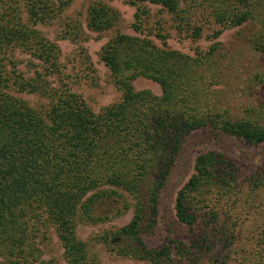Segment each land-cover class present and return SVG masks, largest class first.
<instances>
[{"label":"trees","instance_id":"1","mask_svg":"<svg viewBox=\"0 0 264 264\" xmlns=\"http://www.w3.org/2000/svg\"><path fill=\"white\" fill-rule=\"evenodd\" d=\"M135 1L160 7L182 24L191 19L180 0ZM200 1L197 8L206 9L218 27L205 52L185 55L148 38L120 33L103 46L101 59L122 95L118 103L96 114L80 96L50 90L42 76L27 80L7 69V55L22 50L45 64L47 74L59 72L58 45L35 27L51 22L69 0H25L29 23L22 20L18 0H0L3 264H51L40 261L36 253V239L45 224L55 228L67 264H98L87 243L76 236L78 216L95 225L123 217L130 210L127 225L97 238L111 253L153 264L168 261L174 250L180 256L190 254L187 246H176L173 241L159 250L149 249L144 239L157 227L160 194L186 139L194 132L210 130L250 145L264 144V105L241 114L231 112L226 86L221 88L220 82L229 69L217 61L223 58L218 41L222 34L249 24H258L250 42L264 54V0ZM119 20L116 10L98 3L88 10L87 28L101 34ZM202 31L193 28L195 37ZM11 66L15 68L14 63ZM139 78L158 84L162 95L137 91L133 84ZM11 88L53 98L47 115L13 96ZM241 178L232 160L210 151L196 159L193 175L177 193L178 222L202 228L197 241L207 249L234 245L241 236L229 221L237 220L244 210L264 207V179L256 178L259 183L245 194Z\"/></svg>","mask_w":264,"mask_h":264},{"label":"rangeland","instance_id":"2","mask_svg":"<svg viewBox=\"0 0 264 264\" xmlns=\"http://www.w3.org/2000/svg\"><path fill=\"white\" fill-rule=\"evenodd\" d=\"M198 1L180 0L181 9L189 12L187 14L191 18L187 19L184 13L187 21L182 24L164 9L140 4L135 0H69L66 8L51 22L35 27L43 37L58 45L59 72L47 74L45 64L22 50L7 55L8 72H14L15 76L27 80L42 76L49 83L50 90L55 89L59 94L65 91L76 94L98 114L118 103L122 95L110 80V73L101 59L103 46L120 33L148 38L161 48L185 55L194 56L197 51L205 52L212 46L214 41L211 36L218 27L206 9L197 8L201 4ZM98 3L116 10L120 15L119 23L101 34L87 28L88 10ZM18 6L22 20L29 23L25 0H18ZM140 20L143 21L142 26ZM194 27L202 28L200 37L194 36ZM258 29V24L228 29L218 40L222 44L223 58L217 61L229 69L220 79L223 83L221 88L226 86L227 108L236 114L264 105V54L255 50L250 42ZM13 63L15 68L11 66ZM133 86L137 91L148 90L156 96L162 95L158 84L144 78L136 80ZM10 91L44 116L53 103L49 95L21 92L16 88ZM210 151L225 155L237 165L242 175V193L251 191L256 183L264 179V176H260V171H264V144L250 145L242 139L217 135L210 130L194 132L184 142L171 176L160 194L157 227L144 237L147 247L159 250L173 241L176 246L183 244L190 251L184 257L174 250V255L160 264H264V207L250 211L242 208L245 212L238 213L237 220L229 221L234 225V232L240 234V239L234 245H211L212 249H207L206 245L197 241L202 228L191 229L180 224L176 218L177 193L193 175L196 159ZM256 178H259L258 182H255ZM131 218L132 210L123 217L93 225L78 216L76 236L87 243L89 254L98 264H153L119 257L97 239L106 231L127 225ZM36 248L40 261L67 264L57 232L50 224L41 227ZM3 263L4 259L0 257V264Z\"/></svg>","mask_w":264,"mask_h":264}]
</instances>
